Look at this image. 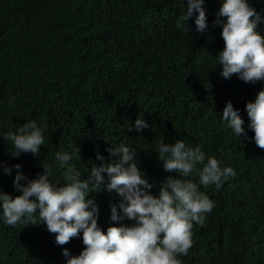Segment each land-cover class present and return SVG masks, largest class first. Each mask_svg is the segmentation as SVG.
<instances>
[{
  "label": "trees",
  "instance_id": "1",
  "mask_svg": "<svg viewBox=\"0 0 264 264\" xmlns=\"http://www.w3.org/2000/svg\"><path fill=\"white\" fill-rule=\"evenodd\" d=\"M223 2L205 0L208 31L200 35L198 13L181 20L187 0H0V134L15 132L27 120L47 127L39 155L12 156L10 142L0 135V190L21 194L13 186L17 163L29 179L43 173L44 164L60 179L55 153L76 146L81 160L72 163L86 178L102 163L97 152L115 160L109 148L125 144L136 149L155 195L161 180L179 176L158 161L159 141L182 139L201 148L205 163L215 157L236 175L219 189L198 184L215 206L203 227L193 224V246L178 256L181 264H264V149L253 139L245 108L264 81L222 77L216 56L224 48L222 28L213 21ZM248 3L264 16V0ZM258 30L264 34V23ZM208 36L214 37L211 43ZM228 101L244 119L247 138L222 120ZM141 113L149 128L137 131ZM88 198L98 206L105 233L113 224L135 223L111 220V205L120 213L115 190L102 185ZM84 247L82 233L59 245L43 222L9 226L0 209V264H67Z\"/></svg>",
  "mask_w": 264,
  "mask_h": 264
},
{
  "label": "clouds",
  "instance_id": "2",
  "mask_svg": "<svg viewBox=\"0 0 264 264\" xmlns=\"http://www.w3.org/2000/svg\"><path fill=\"white\" fill-rule=\"evenodd\" d=\"M204 3L205 0H187L186 13L181 17L187 22L194 12L198 13L195 25L200 35L208 31ZM261 23L264 16L248 0H224L213 21V27L222 28L224 48L216 56L222 65L223 78L230 79L235 74L245 83L264 81V34L258 30ZM213 40L214 37H207L208 43ZM245 108L253 139L258 148L264 149V88ZM142 117L143 113L135 120L137 131L149 128ZM222 120L237 137L247 138L245 121L231 101L226 102ZM132 127L129 125L128 130ZM46 131L47 127L38 125L36 120H27L15 132L0 135L10 142V154L19 157L21 153L39 155ZM108 151L117 159L106 161L97 152L96 159L102 163L94 164L86 178H82L81 171L72 163L81 160L76 146L71 153H55L62 169L60 179H53L52 167L46 164L43 173L29 179L17 163L13 186L21 194L13 196L0 190L4 222L13 227L23 225V228L43 222L50 233L56 234L59 245L67 244L82 233L85 247L79 255L71 256L67 264H181L178 256L187 255L193 246V224L203 227L206 214L215 206L198 184L219 189L225 180L236 175L235 170L221 167L215 157H208L205 163V153L199 146L191 148L182 139L168 143L162 138L155 150L158 161L163 162L165 171L179 176L169 175L161 180L159 192L154 195L150 190L155 182H150L147 172L139 167L135 148L120 144ZM3 171L11 175L12 168L5 166ZM193 174L198 176V183L185 179ZM102 185L107 191L115 190L121 198L120 213L116 204L111 205V220L127 218L135 221L133 225L113 224L106 233L98 226V206L88 197L90 193L100 192ZM63 255L69 256L67 249Z\"/></svg>",
  "mask_w": 264,
  "mask_h": 264
}]
</instances>
